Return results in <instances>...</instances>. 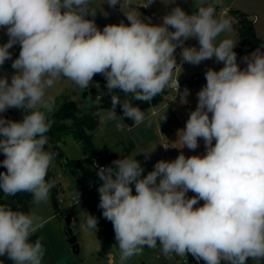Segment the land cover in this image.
Wrapping results in <instances>:
<instances>
[{"label":"clouds","instance_id":"1","mask_svg":"<svg viewBox=\"0 0 264 264\" xmlns=\"http://www.w3.org/2000/svg\"><path fill=\"white\" fill-rule=\"evenodd\" d=\"M90 2L0 0V29L8 36L0 44V66L12 59L9 49L20 45L10 82L0 77V113L10 108L25 113L20 121L0 116V153L5 157L0 164L6 168L0 172V190L5 196L30 193L36 204L48 201L54 181L46 176L53 154L45 146L52 124L47 113L54 101L45 97L55 81L68 79L88 88L102 74L111 110L122 106V117L139 125L143 111L129 101L121 103L115 90L150 102L165 88H174L187 104L190 90L180 92L179 80L173 78L179 47L183 62L199 65L215 57L224 65L205 72L197 106L178 130L176 148L194 151L202 138L206 153L186 157L181 152L174 160L157 161L147 175L135 158L151 154L144 151L112 161L114 167L95 165L103 182L98 207L113 225L118 264L158 242L165 255L191 254L204 264L264 261V52L257 48L243 57L247 66L242 70L236 43L228 38L217 43L231 31V20L218 17L216 6L205 0H194L192 14L172 7L161 24L150 18L146 22L140 12H124L129 24L121 21L103 30L88 19L96 14L90 12ZM106 2L121 10L131 5V0ZM152 3L146 0L141 7ZM189 38H196L199 48L185 47ZM189 191L195 195L189 197ZM85 223L96 232L95 216L88 215ZM40 226L36 217L0 204V256L13 264H42L41 240L31 239ZM108 264H114L111 254Z\"/></svg>","mask_w":264,"mask_h":264},{"label":"rangeland","instance_id":"2","mask_svg":"<svg viewBox=\"0 0 264 264\" xmlns=\"http://www.w3.org/2000/svg\"><path fill=\"white\" fill-rule=\"evenodd\" d=\"M218 1L219 0H205L206 3L212 2L216 5ZM145 2L146 0H131V5L125 6L121 10L120 5L111 7L106 0H91L88 8L90 12H95L96 14L94 17L90 16V19H94L97 27L103 30L108 24H119L121 21L125 24H129L130 22L127 20L124 12H140L142 18H144L146 22H148L150 18L151 23L161 24L163 22V16L170 12L172 7L180 6L188 14H191L195 10L194 0H174V3H172L173 0H165V3L163 0H153L150 6L141 7ZM121 3L123 4L124 0H121ZM221 13L222 11H219L218 15L220 16ZM263 21L264 19H260L258 26L261 27V22ZM254 31L261 43L264 44V22L259 30L256 31L254 28ZM225 38L230 39L224 32L217 38V43L219 40ZM240 41L241 35L239 36V40H237L236 35L234 39V42L237 44L236 46H238V44L240 45ZM184 46L199 48V42L196 38H189L185 41ZM181 51L182 49L179 47L176 49L177 61L173 72V78L186 80L189 82L190 86L192 81L186 76L191 77L196 74L200 76L202 82H206L205 72L208 69L219 71L224 66L222 62H216L215 57L202 61L199 65L183 62L180 55ZM10 52L12 53V59L7 60L3 66H0L1 73H7L6 76L9 78V82L11 76L16 71L11 65L12 61L19 56L20 50L18 51V45H15L13 51ZM235 52L239 63L240 56L242 55H240L238 51ZM246 66L245 63L243 69L246 68ZM6 67H8V69ZM5 69H7L6 72L3 71ZM1 73L0 77L3 76ZM166 90L167 93L164 95L162 102L157 105L140 108L145 115V120L139 125L135 124L134 121H125L120 117L116 109L114 113L111 110L112 102L108 99L98 98V94L102 91L93 81L88 88H80L71 80L59 79L54 82L51 88L46 90L45 98H51L52 101L61 98L73 100L78 107L77 114L79 116L101 106V120L99 126L95 130L94 141L96 146L106 151H113L117 154L124 155L125 157H133L141 151L151 153L148 157H146L144 153H139L135 157L144 168V173L142 175H147L148 172L152 171L149 167L148 159L151 161L153 160L151 163L153 165L157 162L155 160L160 156L167 157L169 155L170 157L166 158V161L174 160L178 152V150L174 148V145L179 144L180 147L178 136L173 135V137H176L174 139L168 133L164 136L161 135V123L166 121L167 117L176 119L173 114L174 110L177 117H180V109L182 107L191 109L180 102V96L179 94L177 95L178 91H174L170 88H166ZM189 90L191 93L192 88L190 89L189 87ZM182 91L183 90H180V92ZM188 100L190 99L188 98ZM165 103L166 105H164ZM156 106L160 107L159 112L154 111L157 109ZM170 111H172V113H170ZM24 114L22 109L10 108L4 113H0V116L17 121L22 118ZM201 139L202 138L198 139V143H200V146L197 147L198 153L205 150V146ZM163 144L169 148L166 150V148L162 147ZM62 148L68 159H76L82 156L79 144L70 135L66 136L65 142L62 143ZM184 148L187 147L185 146ZM4 158V154L0 153V161ZM101 163L108 162L100 160L95 162H84L77 169L66 167L58 160L52 162V170L54 171L57 186L59 188V212L53 204L50 193L49 199L45 203L36 204L32 201L30 210L26 213L36 217L38 223L41 225L34 234L35 238L32 239V241L34 242L37 239L41 240L45 250L42 264H108L109 252H112L114 256V264H118L119 250L115 235L109 237L110 241L108 242L102 239L104 227H106V230L109 232L114 229L111 221L103 217V210L98 207L100 200L98 188L103 182L97 175V168L95 165H100ZM132 189L133 194H135L134 185H132ZM189 193H191L190 197L194 196L191 191H189ZM74 196L78 198L76 201L73 199ZM197 206H202V204ZM88 215L97 218L98 225L96 232L89 230L86 226L85 221ZM67 216H70V220L67 219ZM69 228L72 230V233H69ZM71 235L75 237L74 242L70 241ZM74 244H77V246L74 247ZM170 255L171 254L165 255L161 251V246L158 242L155 248L145 246L142 253L139 256L132 257L127 264H173V259ZM172 255L174 259H176L173 253ZM188 255L190 256L191 254H187L183 257L189 258ZM181 258L182 256H177V259H179L177 264L182 263ZM248 264H257V262L249 260ZM259 264H264V261H260Z\"/></svg>","mask_w":264,"mask_h":264},{"label":"trees","instance_id":"3","mask_svg":"<svg viewBox=\"0 0 264 264\" xmlns=\"http://www.w3.org/2000/svg\"><path fill=\"white\" fill-rule=\"evenodd\" d=\"M211 3V2H207ZM213 4V3H212ZM215 5V4H214ZM216 6V14L220 17L219 11L221 8ZM196 10V9H195ZM194 10V11H195ZM193 11V12H194ZM192 14V13H191ZM225 18H235V25L241 35V41L238 49L246 48L248 50H253L255 48L261 47L262 43L260 39L256 36L254 31V19L246 12L239 9H230L225 12ZM90 19V16L88 17ZM20 50V45L18 44V51ZM93 82L96 83L100 90L105 95V98L111 101V94L108 93L106 89V78L102 74H96L93 77ZM115 95H118L121 103L126 101L131 102L133 106L139 108H146L149 106L157 105L163 101L164 95L167 93L166 88L164 91L157 95L150 102H141L136 101L132 98V94L125 95L120 92L119 89L115 90ZM53 110L50 113H47V118L52 122L50 130L46 133L47 144L45 150L53 154V161L58 160L62 162L66 167L71 169H77L84 162H95L97 160L107 161L112 164V161L118 158H125L124 155L117 154L113 151H106L103 148H99L95 144V130L99 126L101 115L100 110L101 106L96 107L92 111L87 112L86 114L79 116L77 114L78 107L73 100H68L65 98L55 99ZM121 118L123 114L122 106L117 105L115 108ZM20 118L17 121L22 120ZM127 122H132L129 118H123ZM72 136L77 143L79 144L82 152V156L76 159H68L65 155L62 143L65 142L66 136ZM1 172H6V168L1 164ZM46 180L54 181V187L51 188L50 193L53 200V204L59 212L58 205V186L55 178L54 171L52 170V165L48 170ZM33 197L30 193L21 192L17 193L15 196H5L2 190H0V204H5L14 210L22 211L24 213L29 212L32 205ZM108 237L115 235L114 230L108 232ZM35 235L31 237L34 239ZM0 261L3 264H13L8 257L0 256ZM77 264V263H74ZM180 264H204L202 260L197 261L192 255L189 256L187 262Z\"/></svg>","mask_w":264,"mask_h":264},{"label":"crops","instance_id":"4","mask_svg":"<svg viewBox=\"0 0 264 264\" xmlns=\"http://www.w3.org/2000/svg\"><path fill=\"white\" fill-rule=\"evenodd\" d=\"M211 1V0H209ZM212 3V2H211ZM214 4V3H213ZM216 5V4H215ZM217 6H220L222 13L220 15V17H224V14L226 11L230 10V9H239V10H242L246 13H248L253 19H254V28L257 30H259V28L262 27V23L264 22H261V27L258 26L259 22H260V19H264V0H219L217 2ZM225 18V17H224ZM231 20V31H227L225 32L226 35L234 41L235 39V36L237 35V40H239V31L237 30V27L235 25V21L236 19L235 18H228ZM8 40V36L6 34V30L5 29H0V44H3V43H6ZM18 45V44H16ZM237 45V44H236ZM15 47V45L9 49V51H13V48ZM239 47V44L238 46H236L233 50L234 51H238L240 53V59H239V63L237 61V63L239 64L240 68L243 70V66L245 65V61L243 60V57L247 56V55H250L252 52H254L257 48L253 49V50H248L246 48H242V49H238ZM260 48L261 52H264V47H258ZM8 69V67H6ZM7 69L3 70L4 72L7 71ZM2 71H0L1 73ZM1 75L3 76H6L7 73H1ZM2 76V77H3ZM187 78H189L191 81H192V84L190 86V89L192 88V92L190 93V95L188 96V98L190 100H188V103L187 104H184L186 107H190L191 109H188V108H185V107H182L180 109V112H181V116L180 117H177L176 113H175V110L173 111V108H172V111H173V114L175 115V118L176 119H172L171 117H167L166 118V121H163V123H161V135H166L167 133L170 134L171 137H173V135H176L178 136V130H181L185 127L186 125V121L189 117V113L193 110H195V108L191 105L193 104L195 101H197L198 103V98H197V92L204 86L206 85V82L205 81H201V78L199 75H193L191 77H188L186 76ZM94 83V82H93ZM96 84V83H94ZM97 85V84H96ZM68 88V87H67ZM103 93V92H101ZM105 98V97H104ZM107 99V98H105ZM109 100V99H108ZM110 101V100H109ZM166 105V103L164 104ZM157 109H155L154 111H160V107L156 106ZM172 111H170V113H172ZM179 111V110H178ZM211 115V114H209ZM179 118V120H178ZM169 136V135H168ZM162 137V136H161ZM174 139L176 137H173ZM178 138V137H177ZM161 141V140H160ZM159 141V142H160ZM203 145H204V141L203 139H201ZM215 144V140H213V145ZM198 145L200 146V143H198ZM205 146V145H204ZM163 148H166V150L169 148L168 146H166L165 144L162 145ZM176 147H179V144H176L174 145V148L176 150H178L177 152V156L183 152V154L187 157V156H192V155H204L206 153V150H204L203 152H197V149H195L194 151L193 150H189L188 148H182V149H178ZM170 157L169 155L167 157H164V156H160L158 159H156L155 161H160V160H166V158ZM152 159V158H151ZM153 161V160H152ZM152 161L150 159H148V162H149V167L150 169H154V165L151 164ZM149 169V170H150ZM148 170V171H149ZM193 193V192H192ZM195 195V193H193ZM187 195L190 197L191 196V193H187ZM83 196V195H82ZM202 201V200H201ZM199 202V204H203L204 202ZM108 232L106 230V227H104V232L102 233V239L105 240V241H110V238L108 237ZM109 254L112 255L113 257V260H114V256L112 254V252H109ZM171 257H172V262L173 264H177V262L179 261V259H177V256L179 255H176L175 253H173L176 257V259H174V256L172 255V253H170ZM189 256V255H188ZM115 262V260H114Z\"/></svg>","mask_w":264,"mask_h":264},{"label":"built area","instance_id":"5","mask_svg":"<svg viewBox=\"0 0 264 264\" xmlns=\"http://www.w3.org/2000/svg\"><path fill=\"white\" fill-rule=\"evenodd\" d=\"M174 79L179 80V88H180V90H184L185 88L189 89L190 85H189V82L188 81H186V80H180L178 78H174ZM170 89H172L174 91H178L177 89H174V88H170ZM104 97H105V95L103 93L98 94V98L103 99ZM99 166H113L114 167V165L109 164V163H101ZM73 199H75V201H76L78 198H76L74 196ZM187 260H188V257H182L181 258V262L182 263L187 262Z\"/></svg>","mask_w":264,"mask_h":264},{"label":"water","instance_id":"6","mask_svg":"<svg viewBox=\"0 0 264 264\" xmlns=\"http://www.w3.org/2000/svg\"><path fill=\"white\" fill-rule=\"evenodd\" d=\"M117 5H119V4H117ZM192 106L194 107V108H196V106H197V101H195L193 104H192ZM67 219L68 220H70V216H67ZM69 233H72V230L69 228ZM70 241H72V242H74L75 241V237L73 236V235H71V237H70ZM77 246V244H74V247H76Z\"/></svg>","mask_w":264,"mask_h":264}]
</instances>
